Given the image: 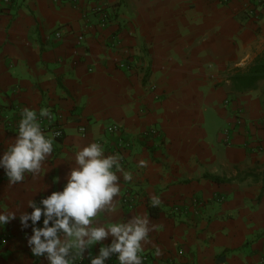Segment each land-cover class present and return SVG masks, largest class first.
<instances>
[{
  "label": "crops",
  "instance_id": "crops-1",
  "mask_svg": "<svg viewBox=\"0 0 264 264\" xmlns=\"http://www.w3.org/2000/svg\"><path fill=\"white\" fill-rule=\"evenodd\" d=\"M94 6L108 14L105 27ZM263 8L264 0H10L0 11V152L25 107L55 112L64 135L43 174L9 186L0 171V210L19 218L30 200L62 190L75 150L101 142L113 154L123 144L134 178L121 182L109 220L149 216L156 229L143 264H264V80L243 93L230 83L264 53ZM112 125L119 132L108 133ZM18 218L0 228V264H46Z\"/></svg>",
  "mask_w": 264,
  "mask_h": 264
},
{
  "label": "clouds",
  "instance_id": "clouds-1",
  "mask_svg": "<svg viewBox=\"0 0 264 264\" xmlns=\"http://www.w3.org/2000/svg\"><path fill=\"white\" fill-rule=\"evenodd\" d=\"M44 118L54 120L55 116L47 108L39 113L22 109L14 142L0 152V171L9 186L23 183L27 176L43 174L61 135L46 133L41 124ZM123 159L120 153L107 154L101 142L75 150V167L63 189L52 191L38 202L30 200L27 207L31 211L19 218L15 212L0 210V228L18 218L30 253L46 264H77L83 258L89 264H106L113 257L118 264H143L141 253L152 243L150 234L156 229L149 216L135 214L125 220H109L121 207V182L134 178L125 170ZM136 166L144 168L147 162L140 160ZM150 203L158 207L161 201L152 196ZM97 246L93 256L91 250ZM156 254H160L158 248Z\"/></svg>",
  "mask_w": 264,
  "mask_h": 264
},
{
  "label": "built area",
  "instance_id": "built-area-1",
  "mask_svg": "<svg viewBox=\"0 0 264 264\" xmlns=\"http://www.w3.org/2000/svg\"><path fill=\"white\" fill-rule=\"evenodd\" d=\"M74 2L77 3V2H79V0H74ZM9 5H10V0H1L0 1V11L6 10ZM262 12L264 13V8L262 9ZM90 13L100 15L99 25L101 27H105L107 25L109 16L103 8H100L98 6L97 7L96 6L91 7ZM55 37H59V34L55 33ZM78 39H79V41H81L83 39V37L79 36ZM119 67L121 69H124V70H130V66L122 64V63L119 64ZM152 89H153V87H152ZM49 111L53 114V116H55V119L54 120H48L47 118L42 119L41 120L42 128L46 133L60 132L61 135L56 138V141H59L63 138V135H64L63 130H62L61 125L57 123L56 113L51 111V110H49ZM0 113H1V110H0ZM20 119H21V114L18 116V119H17L15 125L11 129H13L14 131H17V125H18V122ZM8 127H11V125H8ZM81 131H83V130L81 129ZM107 132L108 133H116V132H119V129L117 126L112 125V126L107 127ZM150 133L155 135L157 132L155 130H151ZM123 147H124L123 144H118L116 146V148L113 150V154L119 153V151ZM124 204L128 205V202L124 201ZM106 264H116V258L113 257L112 259H109L108 261H106Z\"/></svg>",
  "mask_w": 264,
  "mask_h": 264
},
{
  "label": "trees",
  "instance_id": "trees-1",
  "mask_svg": "<svg viewBox=\"0 0 264 264\" xmlns=\"http://www.w3.org/2000/svg\"><path fill=\"white\" fill-rule=\"evenodd\" d=\"M264 80V53L258 57L252 66L245 72H238L230 78L232 90L235 92L243 93L254 90L260 81ZM264 179V171L262 174ZM214 183H227L228 181L219 178H213L210 176L204 177ZM149 213L151 216L156 215L153 213L152 208L149 207Z\"/></svg>",
  "mask_w": 264,
  "mask_h": 264
}]
</instances>
